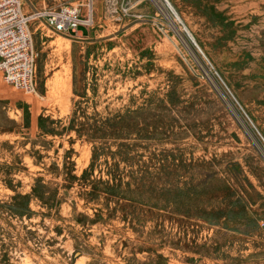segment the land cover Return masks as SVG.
<instances>
[{
  "label": "rangeland",
  "instance_id": "rangeland-1",
  "mask_svg": "<svg viewBox=\"0 0 264 264\" xmlns=\"http://www.w3.org/2000/svg\"><path fill=\"white\" fill-rule=\"evenodd\" d=\"M168 1L191 36L165 0H101L79 36L39 14L87 0H22L0 264H264V0Z\"/></svg>",
  "mask_w": 264,
  "mask_h": 264
},
{
  "label": "built area",
  "instance_id": "built-area-1",
  "mask_svg": "<svg viewBox=\"0 0 264 264\" xmlns=\"http://www.w3.org/2000/svg\"><path fill=\"white\" fill-rule=\"evenodd\" d=\"M101 0L44 10L39 16L57 33L79 36L94 24L95 6ZM0 73L6 83L32 91L35 88L36 59L31 17L22 0H0Z\"/></svg>",
  "mask_w": 264,
  "mask_h": 264
},
{
  "label": "bare ground",
  "instance_id": "bare-ground-1",
  "mask_svg": "<svg viewBox=\"0 0 264 264\" xmlns=\"http://www.w3.org/2000/svg\"><path fill=\"white\" fill-rule=\"evenodd\" d=\"M168 1V0H167ZM169 2V1H168ZM169 8L172 10V12L174 13L175 17L179 20V21H182V19L180 18L179 14L176 12V10L173 8L172 4L169 2ZM183 22V21H182ZM183 27H184V30L190 34L191 31L189 30V28L186 26V24H184L183 22ZM57 48L61 49V48H64L66 45V43L62 40H56L54 43H53Z\"/></svg>",
  "mask_w": 264,
  "mask_h": 264
},
{
  "label": "trees",
  "instance_id": "trees-1",
  "mask_svg": "<svg viewBox=\"0 0 264 264\" xmlns=\"http://www.w3.org/2000/svg\"><path fill=\"white\" fill-rule=\"evenodd\" d=\"M95 130L96 131H99L100 129L99 128H95ZM54 131V130H53ZM35 194L37 195V196H41V197H43V199H47L46 197H44V194H42V192H40L39 190H36L35 189Z\"/></svg>",
  "mask_w": 264,
  "mask_h": 264
},
{
  "label": "water",
  "instance_id": "water-1",
  "mask_svg": "<svg viewBox=\"0 0 264 264\" xmlns=\"http://www.w3.org/2000/svg\"><path fill=\"white\" fill-rule=\"evenodd\" d=\"M165 1H166L167 5L170 6V5H169V2H168L167 0H165ZM187 34H188L189 36H191L190 33L187 32Z\"/></svg>",
  "mask_w": 264,
  "mask_h": 264
},
{
  "label": "crops",
  "instance_id": "crops-1",
  "mask_svg": "<svg viewBox=\"0 0 264 264\" xmlns=\"http://www.w3.org/2000/svg\"><path fill=\"white\" fill-rule=\"evenodd\" d=\"M83 33H84V31H83Z\"/></svg>",
  "mask_w": 264,
  "mask_h": 264
}]
</instances>
